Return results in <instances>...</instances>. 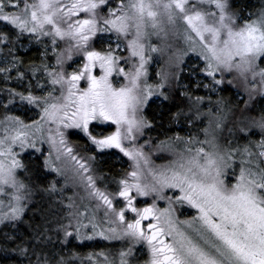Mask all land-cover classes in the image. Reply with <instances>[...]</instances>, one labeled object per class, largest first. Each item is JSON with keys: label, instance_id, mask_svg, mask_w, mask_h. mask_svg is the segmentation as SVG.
<instances>
[{"label": "snow or ice", "instance_id": "snow-or-ice-1", "mask_svg": "<svg viewBox=\"0 0 264 264\" xmlns=\"http://www.w3.org/2000/svg\"><path fill=\"white\" fill-rule=\"evenodd\" d=\"M262 102L264 0H0V264H264Z\"/></svg>", "mask_w": 264, "mask_h": 264}, {"label": "trees", "instance_id": "trees-1", "mask_svg": "<svg viewBox=\"0 0 264 264\" xmlns=\"http://www.w3.org/2000/svg\"><path fill=\"white\" fill-rule=\"evenodd\" d=\"M236 2L240 5V6H244V5H247L249 9H252L253 6H256L258 5L259 3V0H236ZM247 14V13H245ZM260 107H264V102H262L261 104H258L256 109H255V112L256 114L258 115L259 114V108ZM149 116L152 115V111L149 110ZM153 135H155V133H153ZM163 138V137H161ZM72 139H75V137H72ZM116 155V154H115ZM27 162V161H26ZM37 164H39L41 170H42V161H38L36 162ZM34 167L36 165H33ZM97 166L104 172L108 173H118L121 168H124V166L120 165L119 163H115V159L114 157L112 158L111 156H107L103 158V160H99L98 158V164ZM95 244H99V245H107V242L105 241H96V242H90V241H85L84 242V245L81 246V251L82 252H89V251H93V250H100L99 247H92V245H95ZM108 247H111L110 245ZM105 250H108V248H105Z\"/></svg>", "mask_w": 264, "mask_h": 264}, {"label": "rangeland", "instance_id": "rangeland-1", "mask_svg": "<svg viewBox=\"0 0 264 264\" xmlns=\"http://www.w3.org/2000/svg\"><path fill=\"white\" fill-rule=\"evenodd\" d=\"M155 67H156L155 65H152V68H153V69H155ZM117 156L120 157L119 160L116 159ZM104 157H106V155H105V156H102V157H99V156H98L99 160H103ZM111 157H112V158L114 157V159H115V163H119L121 166L123 165L125 169L128 168L129 162L127 161V158L122 157L121 154L116 153V155L111 156ZM154 159H155V162H156L157 164H160V163H164V162H166V161H164V160L156 159L155 157H154ZM73 191H74V190H73L72 187H71V183H69V188L66 190V193H65V194H66V195H72V194H73ZM181 218L183 219L184 217H181ZM145 258H146V255H145Z\"/></svg>", "mask_w": 264, "mask_h": 264}]
</instances>
